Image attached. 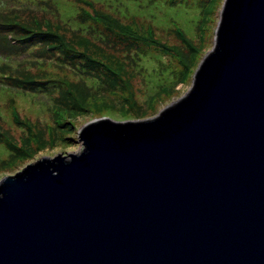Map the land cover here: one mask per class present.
Segmentation results:
<instances>
[{
    "label": "water",
    "instance_id": "1",
    "mask_svg": "<svg viewBox=\"0 0 264 264\" xmlns=\"http://www.w3.org/2000/svg\"><path fill=\"white\" fill-rule=\"evenodd\" d=\"M222 8L182 100L1 178L0 264H264V0Z\"/></svg>",
    "mask_w": 264,
    "mask_h": 264
},
{
    "label": "rangeland",
    "instance_id": "2",
    "mask_svg": "<svg viewBox=\"0 0 264 264\" xmlns=\"http://www.w3.org/2000/svg\"><path fill=\"white\" fill-rule=\"evenodd\" d=\"M223 1L94 0L97 8L115 15L122 23L133 26L131 19H134L139 24L151 25L162 43L177 46L184 52V46L175 35L182 33L190 40L193 51L185 64L180 65L181 58L177 48H173V54L169 55L146 52L142 47L149 46L148 44L142 43L141 47L135 44L131 47L125 38L115 36L104 28L98 31V26L89 27V24L81 23L77 8L87 5L79 0H0V24L2 15H6L11 24L7 27L0 25V183L2 177L15 175L27 164L36 163L42 158L52 161L57 156L69 158L70 154L82 152L85 145L83 139H79V133L89 122L103 118H109L116 123H127L128 120L149 121L182 100L192 87L193 76L201 61L216 45ZM52 20L62 24L63 28L56 29ZM46 21L50 22L53 30L64 34L70 42H75V33H81L84 37L92 36V43L100 52L107 53L106 56L111 60L119 58L123 61L125 75L129 77L130 88L135 93V106L122 102L109 115L104 114L105 117H100L103 114L98 115L91 107L90 113L71 116V131L63 132L61 138L50 143V139L45 138L44 123L50 120L49 107L55 102L56 96H59L58 84L51 81L65 77L82 88L84 82L100 93L99 87L104 76L99 65L88 63L89 66H80L81 59L68 52H62L60 56L47 53L45 45L40 42L43 36L34 32L44 31L47 27ZM16 23L27 29L16 27ZM9 35L18 39L10 38ZM88 70L89 73H86ZM179 70L189 72V75L179 79ZM4 72L17 76L28 73L40 83L30 86V89H19L17 81L3 78ZM161 85L165 89L163 93L160 90ZM154 94L158 99L150 100V96ZM22 121L32 123L44 137L41 136L39 143H25L23 148L28 150V155L20 158L23 155L20 150L13 154L14 150L7 147L11 141L20 143V139L27 136L23 125H20ZM9 159L14 162L6 165Z\"/></svg>",
    "mask_w": 264,
    "mask_h": 264
},
{
    "label": "trees",
    "instance_id": "3",
    "mask_svg": "<svg viewBox=\"0 0 264 264\" xmlns=\"http://www.w3.org/2000/svg\"><path fill=\"white\" fill-rule=\"evenodd\" d=\"M79 1L84 2L88 6H78L77 8L80 17L79 21L81 23L89 24V27L97 28V22H102L106 30L116 35H120L121 38H125L128 44L131 45V47L135 44L138 45L137 47L143 46L142 43L148 44L149 46H143L142 50L146 52L154 51L155 53L160 55H162L163 53H166L168 55L170 53L173 54L172 49L177 48V53L181 58L180 65L185 64L188 57H190L192 54L193 49L190 40H188L180 32L175 33V35L177 36L179 42L184 46V52L183 49L180 51L177 46H169L165 43H162L156 37L152 29L153 27L149 24L145 25L141 23L130 28L129 25L121 23L119 21V18L114 16L110 12L102 11L100 8H97L94 5L96 4V2L92 0ZM2 17L5 23V27L11 25L8 22L9 18L6 15H2ZM46 22L47 27L44 29V31L35 30L34 32L41 33L38 34V36H43V39L40 40V42L45 45V50L47 51V53L55 56H60V53L63 52L67 54L66 52H68L72 56L80 58L82 63H79V65L83 67H86L88 63H95L99 65L101 62L100 72L104 76V78L101 80V87H99L100 93H97L96 89L94 88H89L84 82L82 83V88L75 85L70 80H67L65 77H62L57 81H51L52 83L58 84L57 90L59 91V96H56L57 98L55 99V102H53L51 107H49V111L51 113L49 117L50 120L44 123L45 138H49L50 143H53L57 138H61L63 132L71 131V116L77 117L90 113L91 107L94 108L95 113L97 112L98 115H109V112L118 108L120 106V103L122 102H128L132 107L135 106L136 101L133 100V96L135 93L130 88L128 79L129 77L125 75L126 72L124 69L125 66L123 61H121L119 58L111 60L110 57L108 58V56H106L107 53H105L104 51L103 53L100 52V49L92 43V36H90V38H87V36L84 37V35L81 33H75L77 34L75 42H70L65 38L64 34L58 33L56 32V30H53L49 21ZM52 22L55 25L56 29H60L61 27L63 28V25L59 22H54L53 20ZM14 25L16 27H19L20 29H27L20 23H16ZM9 36L10 38L18 39L13 35ZM22 39L23 38H21V40ZM144 47L148 48V50ZM86 73H89V70L86 71ZM127 73L129 72L127 71ZM108 74L110 76H108ZM21 75L23 79L17 82L19 89H30V86H37V84L40 83L36 82L33 76L29 75L28 73H21ZM188 75L189 72H185L182 70H179L178 72L179 79H184ZM160 90L162 93L165 91L162 85L160 86ZM155 95L156 94H154L153 96L151 95L150 100L154 98L155 100H157L158 98H156ZM88 96H91V98L89 99ZM111 96H113V98H111ZM123 111L125 113L124 109ZM128 114L130 115V113ZM23 125L29 127L30 122L25 121ZM68 125H70V127ZM36 131V137L34 134L29 138L22 139L21 141H35L39 143L42 140L41 136H43V134L40 132V130ZM15 147L17 146L16 141L14 140L9 143V147L7 148L9 150H13ZM19 150L23 153L20 158L28 155V150L23 148V146L14 149L13 154L18 152ZM13 162L14 160L9 159L6 161V165H9Z\"/></svg>",
    "mask_w": 264,
    "mask_h": 264
},
{
    "label": "clouds",
    "instance_id": "4",
    "mask_svg": "<svg viewBox=\"0 0 264 264\" xmlns=\"http://www.w3.org/2000/svg\"><path fill=\"white\" fill-rule=\"evenodd\" d=\"M192 88V87H191Z\"/></svg>",
    "mask_w": 264,
    "mask_h": 264
}]
</instances>
